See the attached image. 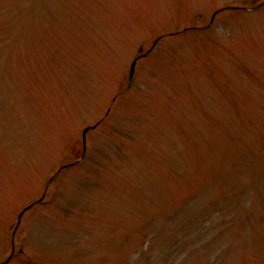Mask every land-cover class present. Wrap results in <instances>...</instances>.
<instances>
[{
	"label": "rangeland",
	"instance_id": "rangeland-1",
	"mask_svg": "<svg viewBox=\"0 0 264 264\" xmlns=\"http://www.w3.org/2000/svg\"><path fill=\"white\" fill-rule=\"evenodd\" d=\"M0 264H264V0H0Z\"/></svg>",
	"mask_w": 264,
	"mask_h": 264
},
{
	"label": "water",
	"instance_id": "water-1",
	"mask_svg": "<svg viewBox=\"0 0 264 264\" xmlns=\"http://www.w3.org/2000/svg\"><path fill=\"white\" fill-rule=\"evenodd\" d=\"M135 65H136V60H134L133 63H132L131 76H132L133 73H134ZM89 128H90V127H86V128H85V130H84V138L86 137V132L89 130Z\"/></svg>",
	"mask_w": 264,
	"mask_h": 264
}]
</instances>
